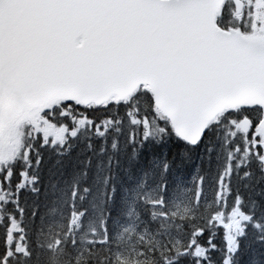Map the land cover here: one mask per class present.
Here are the masks:
<instances>
[{
  "label": "snow or ice",
  "instance_id": "obj_1",
  "mask_svg": "<svg viewBox=\"0 0 264 264\" xmlns=\"http://www.w3.org/2000/svg\"><path fill=\"white\" fill-rule=\"evenodd\" d=\"M178 189L159 264H264V0H0V264L42 208L102 195L108 244Z\"/></svg>",
  "mask_w": 264,
  "mask_h": 264
},
{
  "label": "trees",
  "instance_id": "obj_2",
  "mask_svg": "<svg viewBox=\"0 0 264 264\" xmlns=\"http://www.w3.org/2000/svg\"><path fill=\"white\" fill-rule=\"evenodd\" d=\"M172 193L177 196L185 194L180 198L191 199L183 189ZM135 195H142L146 202L159 203L155 189H137ZM102 200L101 195L97 200L95 212L83 219L78 212H74L63 203L47 209L42 208V218L35 226L30 225L25 217L28 232L24 243H19L18 236H9L10 240L17 241L19 245L17 250L20 253L19 256L13 254L12 264H159L160 258L165 257L168 252L170 244L164 240L166 227L160 218L163 214L160 208L152 209L159 226H153V230H149L132 207L135 200H130L129 208L124 213L127 219L119 223L114 231L112 225H109L112 240L108 244H98L96 242L103 239L100 233L103 215L106 212ZM175 211L173 218L178 224L176 231L180 236L183 231L182 224L191 223L198 215L194 199L190 205L184 204ZM18 228L19 223L14 222L13 230ZM73 239L77 243L73 244ZM153 252L157 255H153Z\"/></svg>",
  "mask_w": 264,
  "mask_h": 264
},
{
  "label": "rangeland",
  "instance_id": "obj_3",
  "mask_svg": "<svg viewBox=\"0 0 264 264\" xmlns=\"http://www.w3.org/2000/svg\"><path fill=\"white\" fill-rule=\"evenodd\" d=\"M184 195L185 194H181V196L183 197ZM181 196H177L175 193H172L165 205L166 212L160 209V211H162L163 213L162 216H160V218L164 221V224H165L164 226L166 227L164 240L166 242H169L173 246V248H175L176 250L179 249L180 247V236L178 235L176 231V229L178 228V224L173 218V215L176 214L175 210L178 209L179 206H183L184 204L190 205L191 202L193 201L192 197L191 199H186V197L180 198ZM13 226H14V223L12 225V228ZM162 241L163 240L161 239V242ZM17 249H19L18 244H17Z\"/></svg>",
  "mask_w": 264,
  "mask_h": 264
}]
</instances>
